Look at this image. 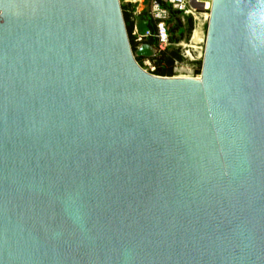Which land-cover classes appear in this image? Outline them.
Returning <instances> with one entry per match:
<instances>
[{"label": "water", "instance_id": "water-1", "mask_svg": "<svg viewBox=\"0 0 264 264\" xmlns=\"http://www.w3.org/2000/svg\"><path fill=\"white\" fill-rule=\"evenodd\" d=\"M207 24L161 76L120 0H0V264H264V0Z\"/></svg>", "mask_w": 264, "mask_h": 264}, {"label": "built area", "instance_id": "built-area-1", "mask_svg": "<svg viewBox=\"0 0 264 264\" xmlns=\"http://www.w3.org/2000/svg\"><path fill=\"white\" fill-rule=\"evenodd\" d=\"M192 0H121V4H124L127 11L131 13V19L133 21L132 35L134 40L138 43L137 48L143 44L147 43L146 40L149 38H154L158 43V49L164 50L170 45L169 37V25L168 21L170 19V10L165 4L170 5L173 9L178 10L183 15H191L194 20L200 21V18L204 17L205 20L208 19V12L210 11L212 0H196L198 3H202L203 9H196L191 4ZM142 12H147L150 18L154 21V29L147 28L142 31L139 27L138 16ZM184 45V44H182ZM157 49V48H156ZM157 49V51H158ZM188 51L184 54L186 57ZM193 64H195L198 59L190 58ZM144 68H146L151 73L155 70V66L151 59H143ZM182 63H176L175 75L174 76H191L199 77V74L194 71L190 74H182L179 68H182Z\"/></svg>", "mask_w": 264, "mask_h": 264}, {"label": "trees", "instance_id": "trees-1", "mask_svg": "<svg viewBox=\"0 0 264 264\" xmlns=\"http://www.w3.org/2000/svg\"><path fill=\"white\" fill-rule=\"evenodd\" d=\"M165 6H167L170 10V19L168 21L170 45L164 50H160L158 49V43L154 38H149L146 42L158 49L156 55L152 58V62L155 66V70L152 73L161 76H174L176 63H182L187 60L180 47L177 45L190 39V36L195 28L196 21L191 15H183L181 12L173 9L168 4H165ZM122 10L132 48L133 50H136L138 43L134 40L132 35L133 21L131 19V13L127 11L124 4H122ZM137 18L140 30L144 31L147 28L154 29V21L150 18L147 12H142ZM137 60L143 67H145L143 58L138 57ZM194 65L195 73L200 74L202 69V60L196 61Z\"/></svg>", "mask_w": 264, "mask_h": 264}, {"label": "rangeland", "instance_id": "rangeland-1", "mask_svg": "<svg viewBox=\"0 0 264 264\" xmlns=\"http://www.w3.org/2000/svg\"><path fill=\"white\" fill-rule=\"evenodd\" d=\"M207 23L208 19L205 20L204 17L200 18V21H197L195 24V28L190 36V39L177 45L184 54L188 51L186 55L187 60L182 62V68H179L182 74L190 75L194 71L195 65L192 63L190 58H196L198 60H202L203 58L207 34ZM196 30L198 31V36H195Z\"/></svg>", "mask_w": 264, "mask_h": 264}, {"label": "bare ground", "instance_id": "bare-ground-1", "mask_svg": "<svg viewBox=\"0 0 264 264\" xmlns=\"http://www.w3.org/2000/svg\"><path fill=\"white\" fill-rule=\"evenodd\" d=\"M120 2H121V0H120ZM209 14V13H208ZM208 16V19H209V15H207ZM195 36H198V31L196 30L195 31ZM199 38V37H198ZM200 75V74H199Z\"/></svg>", "mask_w": 264, "mask_h": 264}]
</instances>
